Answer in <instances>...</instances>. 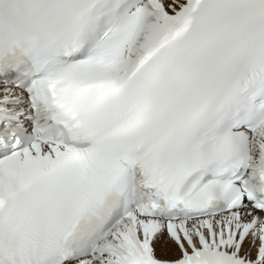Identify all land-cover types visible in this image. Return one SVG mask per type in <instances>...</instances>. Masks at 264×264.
Wrapping results in <instances>:
<instances>
[{"label":"snow or ice","instance_id":"snow-or-ice-1","mask_svg":"<svg viewBox=\"0 0 264 264\" xmlns=\"http://www.w3.org/2000/svg\"><path fill=\"white\" fill-rule=\"evenodd\" d=\"M0 264H264V0H0Z\"/></svg>","mask_w":264,"mask_h":264}]
</instances>
